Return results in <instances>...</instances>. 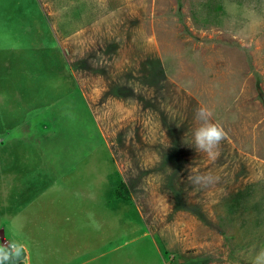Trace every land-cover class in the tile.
Instances as JSON below:
<instances>
[{
    "label": "rangeland",
    "instance_id": "obj_1",
    "mask_svg": "<svg viewBox=\"0 0 264 264\" xmlns=\"http://www.w3.org/2000/svg\"><path fill=\"white\" fill-rule=\"evenodd\" d=\"M201 106L227 133L215 159L194 148ZM38 165L30 182L52 186L7 229L24 264H249L264 247V0H0L7 201L35 195Z\"/></svg>",
    "mask_w": 264,
    "mask_h": 264
},
{
    "label": "clouds",
    "instance_id": "obj_2",
    "mask_svg": "<svg viewBox=\"0 0 264 264\" xmlns=\"http://www.w3.org/2000/svg\"><path fill=\"white\" fill-rule=\"evenodd\" d=\"M212 112L201 106L197 109L196 118L199 121L198 127L193 131L194 148L196 151L204 152L209 158L215 159L218 155L216 151L220 142L227 136L224 128L211 120ZM193 183H199L200 177H191ZM25 245L18 241H9L0 245V264H7L9 261H19L24 255ZM249 264H264V247L255 252Z\"/></svg>",
    "mask_w": 264,
    "mask_h": 264
},
{
    "label": "crops",
    "instance_id": "obj_3",
    "mask_svg": "<svg viewBox=\"0 0 264 264\" xmlns=\"http://www.w3.org/2000/svg\"><path fill=\"white\" fill-rule=\"evenodd\" d=\"M26 116V115H25ZM31 141V140H30ZM38 153H40L38 151ZM41 154V153H40ZM36 172H30L28 173L27 175H30V176H34L36 174H43V169H41V166L38 165L36 167ZM6 172L0 167V174H5ZM7 174V173H6ZM3 176V175H2ZM45 176H50V173L49 172H46V175ZM27 177V176H26ZM42 176H37L36 178H34V182H36V184H33L31 183V178L27 177V181L24 182V184H27V186H32L35 185V187H33L32 190H34L36 193L35 195L31 198V199H28L26 200V194H25V190H27L25 187H20L19 190L17 191L18 194L15 195L13 198H14V201L10 202V201H7V196L11 199V193L8 191V189L10 190V187L9 188H6L5 190L3 189V186L5 185V181L4 182H0V230L2 231V234L4 235V239L7 240V241H18L17 239H12L9 232H7V229L10 228V226H12V224H15V225H19L22 220H23V216H20L19 212H21L22 210L24 209H21L27 205H29L31 202H33L34 200L37 201L38 199L41 198L42 194L46 191H48L50 188V185L49 187H43V188H40L39 186V180L41 179ZM0 180L1 177H0ZM11 184V182H9ZM32 190H30L29 192H31ZM23 191V193L21 194V192ZM4 193V195H2ZM2 195V196H1ZM19 203L16 202V200H19ZM8 204H12V206H14L13 208H11L10 211L14 210L17 212L16 215L14 217H10L8 214H6L4 211H2V208H4L5 206H8ZM21 207V208H20ZM8 210V208H7ZM9 211V210H8ZM23 212V211H22ZM4 239H3V244L5 243L4 242ZM26 239L24 240H20L18 242L22 243V244H25V241ZM1 242V241H0ZM2 244V245H3ZM26 244L28 245V242H26ZM29 246V245H28Z\"/></svg>",
    "mask_w": 264,
    "mask_h": 264
},
{
    "label": "trees",
    "instance_id": "obj_4",
    "mask_svg": "<svg viewBox=\"0 0 264 264\" xmlns=\"http://www.w3.org/2000/svg\"><path fill=\"white\" fill-rule=\"evenodd\" d=\"M7 56H10V55H7ZM62 86H66V85H62ZM73 94H75V93H73ZM22 121V119L20 120V122ZM48 152V151H47ZM117 173L120 175V172L119 171H117ZM1 175V174H0ZM27 177H29V178H31V176L30 175H26ZM1 177V176H0ZM118 186H123V187H119V188H121V189H123L124 190V192H125V196H128L129 197V193H130V191H129V188H128V186H127V184L125 183V181L123 180V179H120L119 178V180H118ZM34 190H32L31 192H33ZM118 191V190H117ZM30 192V193H31ZM23 193V191L21 192V194ZM130 198V197H129ZM14 206H12V204H8V206H5L4 208H13ZM25 257H26V251H25V253H24V255L21 257V259L19 260V261H9V262H7V264H24V259H25Z\"/></svg>",
    "mask_w": 264,
    "mask_h": 264
}]
</instances>
